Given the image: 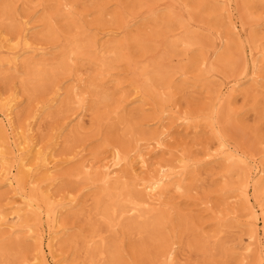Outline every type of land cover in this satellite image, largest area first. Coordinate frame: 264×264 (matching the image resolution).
Here are the masks:
<instances>
[{
	"label": "rangeland",
	"instance_id": "obj_1",
	"mask_svg": "<svg viewBox=\"0 0 264 264\" xmlns=\"http://www.w3.org/2000/svg\"><path fill=\"white\" fill-rule=\"evenodd\" d=\"M231 2L233 14L230 17L225 0H0V6L8 4L0 20V44L15 46L13 49L3 47L0 58L8 57L7 52L23 51L26 45L40 47L47 52L43 58L51 68L59 62L72 36L78 35L86 41L91 38L98 40L96 45L90 42V48L84 47L85 53L72 54L69 64L57 69L44 82V87L34 94L25 91L21 83L23 65L19 73L10 70L0 74L1 97L5 100L15 92L18 100L22 101L17 119L20 124L33 105H40L52 96L51 89L57 83L63 88L76 83L78 90L83 92L80 98H85L82 107L72 103L63 107L65 111L46 119L43 131L36 135L44 145L53 139L55 128L60 123L75 118L79 112L85 114L84 125L75 127L78 117L71 123V145L66 147L60 143L55 150L59 164L54 173L57 180L50 190L55 196L53 202L63 204L71 200L75 205L62 211L59 217L66 231L57 240L55 260H62L63 264H90L83 239L96 229L107 245L106 253L98 264H167V259L160 254L171 241L175 242L174 264L257 263L258 246L254 244L247 253L243 249L249 241L251 227L246 222L252 221V215L237 196L231 199L233 209L227 205V182H236L240 170L234 169L228 174V162L213 158L221 147L217 133L220 130L226 144L252 154L257 162L264 161V65L253 70L250 55L243 59L238 49L240 42L248 37L256 45L255 51L264 49V0ZM21 21H27V28H30L26 41L21 37ZM233 21L242 23L240 33L232 28ZM185 34L191 37L189 46L180 41L173 45ZM102 43L116 45L118 49L117 54H109V66L96 59V48ZM167 50L172 52L170 58L166 57ZM256 54L263 58L264 51ZM201 57L205 59L199 65L197 60ZM154 62L165 66L166 82L163 84L173 82V86L160 88L154 84L152 92L163 93L161 97L149 92L151 95L144 104L128 106L134 110L130 115L115 114L133 96L128 95L136 79L133 66ZM211 65L213 76H204L203 70ZM77 68L82 70L81 81L76 79ZM179 68L187 73L182 75L178 72L170 76ZM243 68L250 75L240 80L234 100L221 105L217 122L209 124L205 116L209 106L217 100V90L230 86L232 80L241 76L239 73ZM255 77L259 78L258 82L252 80ZM185 79L187 83H181ZM90 82L99 89L108 90L110 99L96 103L93 90L88 87ZM261 84L263 86L259 87ZM27 88L31 89L29 85ZM167 106L171 111L169 119L164 120L167 130L164 146L161 150L146 153L154 141L142 133L160 129H156L159 125L157 111L159 107ZM120 116L125 121L118 123ZM178 116L189 117L188 123L191 124L198 121V127H186V122L182 124ZM136 138H140L138 144ZM147 143L150 145L145 146ZM139 145L143 148L142 153H146L149 170L137 169L138 177L127 174L121 179L117 185L120 190L123 182L127 184L124 190L121 189L124 193L129 189L133 196H141L143 185L135 184L140 179H149L159 165L175 164L178 156L199 160L194 169L203 180L192 181L193 173L187 174L185 188L179 192L169 190L161 203L152 208L140 207V212H150L148 217L127 213L115 220H107L103 216L105 201H101L98 208L96 204V196L102 186L97 173L103 163L116 160L110 153L111 149L120 155L126 153L131 162ZM71 150H81L82 155L74 157L69 152ZM87 161L93 164L91 179L88 180L84 174L76 177L74 168ZM132 162L134 167L138 166L135 160ZM120 168L125 170L124 163ZM120 168L116 169L117 175L122 173ZM262 181L264 204V176ZM14 201L18 202L16 191L0 183V206L6 209ZM205 202L211 206L210 210L206 209ZM231 210L235 213L227 216ZM147 221H153V226L138 231V224ZM30 223L35 230L47 224L44 217L40 220L31 218ZM7 235V228L0 227V244L7 249L6 256L0 257V264L30 262L35 253L34 240L24 237L27 235L25 231L19 234L20 239L8 238ZM99 243L101 241L97 240L95 245ZM25 258L27 261L23 262Z\"/></svg>",
	"mask_w": 264,
	"mask_h": 264
},
{
	"label": "bare ground",
	"instance_id": "obj_2",
	"mask_svg": "<svg viewBox=\"0 0 264 264\" xmlns=\"http://www.w3.org/2000/svg\"><path fill=\"white\" fill-rule=\"evenodd\" d=\"M225 5L227 6V11L229 16H232L233 7L231 0H225ZM8 8V4L2 3L0 6V20H2L3 12ZM22 22V32L21 37L24 41L27 39L28 31L27 21ZM232 28L236 29L237 33H240L243 29L242 23L237 21L232 22ZM188 33V32H187ZM104 37V36H103ZM7 43L9 40L5 39ZM184 42L188 46L191 44V37L185 34L175 40L176 42ZM221 41V38H220ZM90 42L92 45H96L98 40H85V38L78 35H74L69 39L68 46L65 49L62 57L56 66L51 68L48 67V62L45 60V55L47 52L40 47L30 48L27 43H25L26 48L23 51L7 52L8 57L0 58V74H5L8 71H15L19 73V68L22 67V73L24 78L21 79V83L25 87V91L30 94H34L44 87V82L48 81L51 76L57 71L68 65L72 60V54H82L85 53L84 47L90 48ZM3 47L8 49H13L15 46H8L7 44H0V53L4 52L1 50ZM256 45L250 40V38H245L240 42L239 53L244 59L250 55L253 70L260 68L264 65V54L259 57L256 53L264 51V49L255 51ZM168 49V48H167ZM116 45H106L102 43L96 48V59L104 66H109V54H117ZM6 51V50H5ZM168 51V50H167ZM166 51V57L170 58L172 56L171 51ZM256 54V55H255ZM37 56V58H36ZM205 58H199L198 64L201 65ZM82 64V63H81ZM139 69V70H138ZM134 74L136 79L132 83V89L129 92V96L133 95L132 98L127 99L125 104H122L115 114L123 113L124 115H130L132 113V108H128L130 105L136 103L145 102L152 92V87L157 84L160 88L173 86V82L170 85H164L166 81L164 80L166 70L165 66L161 65L159 62H154L153 64H143L141 66H133ZM213 66H208L202 72L204 76L211 75ZM77 72V73H76ZM75 75L77 81H81L83 78L82 70L76 69ZM181 72L182 75L187 73L186 70L181 68L173 70L170 76ZM254 72V71H253ZM110 77L111 75L107 73ZM105 74V75H107ZM241 75L239 78L231 81L230 86H223L219 88L217 92V100L209 106L208 112L205 119L209 121V124H214L217 122L221 114V105L223 103H229L236 97V92L240 86L243 78L250 75L246 73V69L243 68L239 73ZM213 76V75H211ZM248 80V79H247ZM252 80L258 82L259 78L255 77ZM111 82V81H109ZM181 83H187V80H183ZM230 83V82H229ZM31 89H28L27 86ZM262 87L263 84L258 85ZM88 87L93 90V95L96 97V103L104 102L110 99V93L108 90L102 88L99 89L94 83H89ZM78 85L71 84L67 88H63L61 84H56L51 89L52 96L44 100L42 104L33 105L32 109L24 117V122L22 124L17 122L20 116L22 101L18 100L17 93L10 95L9 98L5 100L0 95V183L1 186H6L11 190L16 191L18 195V202L9 203L8 207L4 209L0 206V227H6L8 231V238L20 239L18 236L22 232H26L27 235L24 237L34 240L35 253L30 257L29 261L23 259L26 264H63L62 260H55V246L57 240L65 235L66 228L60 223V215L62 211L66 209L73 208L75 205L69 201V203H54V194L50 193L51 187L54 186V182L57 180L54 174L57 170V163L55 159L56 147L63 143L66 147H69L73 141L71 132L72 121L78 117L77 125L80 127L84 125L85 116L84 112H79L75 118H70L64 123H60L58 127L55 128V136L53 139L49 140L46 144L42 145L36 137L38 133H41L44 129V122L46 119L50 118L52 115L61 113L63 107L69 106L72 103H78L80 106L84 103L85 98H80L83 95L82 91L78 90ZM30 90V91H28ZM155 96H160L163 93L152 92ZM164 101V98H160ZM163 105L162 103L160 104ZM82 107V106H81ZM129 109V110H128ZM141 111L145 108H140ZM171 111L170 106L159 107L157 111L158 115V129L159 130H144L142 134L149 135V140L154 141V145L150 149L146 150V153L152 150H161L164 146L163 141L167 138V130L165 128L166 124L164 120L169 119V113ZM177 119L181 120V123L186 122V127L193 128L198 127V121L195 124L190 122L187 116H178ZM215 119V120H214ZM125 121L123 116L119 117L118 123ZM74 127V130H75ZM165 128V129H164ZM212 128L215 130L214 126ZM218 138H220V150L213 157L214 160L221 159L228 162L227 173L230 174L234 169H239V179L235 181L227 182V205L233 209V201L231 199L238 197L242 201L244 207L247 209L248 213L252 215V221L246 222L250 224V230L248 234L249 241L247 245L243 248L244 251L250 252L252 246L256 244L258 249L256 251V264H264V204L262 201L261 194L263 193V176H264V161H258L253 159V155L245 154L243 151L232 148L228 143L226 144L222 139L221 131L218 130ZM62 140H59L61 139ZM140 138H136L135 142L138 144ZM147 143L145 146H149ZM142 147V146H141ZM140 145L137 146V154L134 156L138 164L134 167L133 160L128 161V156L126 153L120 155L119 152H114L111 149V154L115 157V161H107L102 164L101 170L97 173L98 179L102 182V186L99 188V193L96 196L97 208L101 201H105L103 205V216L108 220H115L116 218L125 215L127 213L134 214L137 213L136 217L145 215L148 217L149 211L140 212V207L152 208L153 205L161 203V199L169 190L179 192L182 188H185V180L188 179V175L192 172L191 180H203L200 177V173H196L194 167H197L199 160H191L190 158H183L178 156L176 163L168 165H159L155 173L149 177V179H140L138 184H142V195L135 197L132 195L131 190L127 189L126 193L124 190L127 184L123 182V188L118 189L117 183L123 179L127 174L133 177H138V171H148L149 163L147 162L146 153H142L143 148ZM73 153V156L81 154L79 151H69ZM82 155V154H81ZM207 156L211 155L206 153ZM67 159H65L66 161ZM206 161V160H203ZM124 163L125 170L120 168L121 164ZM127 166V167H126ZM93 164L90 161L80 163L76 168H74L73 174L78 177L82 174L89 180L93 175L91 169ZM120 168L122 173L116 174L117 170ZM126 171V173H125ZM113 181V182H110ZM112 183V184H110ZM192 188V187H189ZM141 194V193H140ZM139 194V195H140ZM208 202V201H207ZM205 202V207L207 210L211 209V206ZM165 204L164 202H162ZM67 207V208H66ZM235 213L233 210L227 213ZM42 217L46 219V226L35 230L33 224L30 223V219L34 218L40 220ZM229 218H227L228 221ZM156 222V220H154ZM153 221H147L144 224H138L137 230L142 232L153 226ZM221 230H219L220 232ZM97 240L101 243L96 244ZM103 238L101 233L94 229L90 234L84 237L83 243L86 248V253L88 256V262L90 264H98L99 259L103 258L107 248V245L102 242ZM174 241H171L167 248L163 250L160 257L167 259V264H174L173 251H174ZM7 254V249L5 245L0 244V257L4 258ZM155 264H159L158 262Z\"/></svg>",
	"mask_w": 264,
	"mask_h": 264
}]
</instances>
